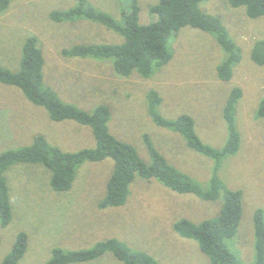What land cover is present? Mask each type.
Segmentation results:
<instances>
[{
    "label": "rangeland",
    "instance_id": "374dc122",
    "mask_svg": "<svg viewBox=\"0 0 264 264\" xmlns=\"http://www.w3.org/2000/svg\"><path fill=\"white\" fill-rule=\"evenodd\" d=\"M159 0H138L140 23H149ZM78 0H12L0 13V65L18 70L25 40L35 35L43 51L44 79L69 102L91 111L106 105L111 113L110 132L134 145L145 162L151 159L145 143L149 134L170 164L208 187L216 161L187 145L183 135L159 125L149 113L148 94L162 96L157 110L164 117L189 114L204 143L220 149L228 141L225 105L240 86L235 126L239 150L222 161L218 170L229 189L241 190L243 214L237 234L225 241L239 260L254 264L256 228L254 215L264 210V64L253 58L264 40V16L250 17L245 6L229 0H204L202 10L218 15L241 52L230 80L220 77L218 67L228 54L214 34L186 25L169 41L170 61L150 78L138 71L130 76L116 72L112 59L69 57L62 50L74 44L119 43L122 34L85 18L58 22L50 14L67 9ZM96 8L122 21L131 0H88ZM43 134L64 150L96 145L93 130L74 120L54 121L46 108L33 104L15 85L0 81V152L28 144ZM112 158L87 160L77 167L67 191L52 188L51 171L40 163H17L5 173L10 191L12 220L0 221V263L13 248L19 232L28 235L27 249L18 264H46L57 246L88 249L98 242L118 238L133 249L145 251L163 264H211L199 243L183 237L175 223L188 219L199 223L218 216L223 193L206 200L196 193H179L156 178L136 176L127 203L100 207L114 171ZM69 264H124L113 252L87 262Z\"/></svg>",
    "mask_w": 264,
    "mask_h": 264
},
{
    "label": "trees",
    "instance_id": "16d2710c",
    "mask_svg": "<svg viewBox=\"0 0 264 264\" xmlns=\"http://www.w3.org/2000/svg\"><path fill=\"white\" fill-rule=\"evenodd\" d=\"M12 0H0V13L4 12ZM204 0H159L151 8L154 18L149 23H140L138 0H131V7L123 13L122 21L111 13L91 5L88 0H78L67 9H56L50 14L58 22L85 18L103 24L123 35L119 43L74 44L62 50L69 57H92L112 59L114 69L122 76H130L138 71L143 77H152L157 69L166 65L172 53L169 41L179 30L190 25L215 35L218 43L226 50L228 57L219 67L223 80H230L234 66L241 60V52L230 36L222 19L204 11L200 3ZM234 7L245 6L250 17L264 16V0H229ZM253 58L264 64V40H259L253 50ZM44 55L38 37L29 36L23 44V56L20 68L12 70L0 65V81L19 87L25 96L35 105L48 111L54 121L74 120L92 128L96 139L94 147L76 151L64 150L51 143L45 135L36 134L33 140L15 148L0 152V221L3 227L12 220L10 191L6 171L17 163H40L52 173L51 185L57 192L71 188L77 167L83 162L101 161L112 158L114 171L107 183L106 196L100 202L101 208L122 206L127 203L131 193V184L136 176L146 179L156 178L161 183L179 193H196L206 200L218 198L223 193V201L218 216L194 223L181 219L175 223V229L186 238L196 240L201 250L208 254L211 264H246L231 252L225 241L233 238L238 230L243 214L242 191L229 189L219 175L222 161L239 150V133L235 126L236 105L242 96L240 86L235 87L225 105V118L229 125V138L220 149L214 148L198 135L195 120L189 114L177 118L164 117L157 110L162 96L151 90L148 94L149 113L164 127L180 132L187 145L209 157L215 163V169L208 187L194 179L188 173L169 163L167 158L154 145L149 134L145 135L151 159L145 162L136 147L117 138L110 132L108 122L111 117L106 105H99L91 111L74 102L64 100L58 91L44 79ZM259 115L264 116V98L259 107ZM256 228V259L254 264H264V210L258 208L254 215ZM1 243V237H0ZM28 244V235L21 231L13 248L0 264H18ZM113 252L124 264H163L151 254L133 249L127 242L118 238H109L98 242L88 249H70L55 247L52 258L46 264H69L87 262L101 257L105 252Z\"/></svg>",
    "mask_w": 264,
    "mask_h": 264
}]
</instances>
